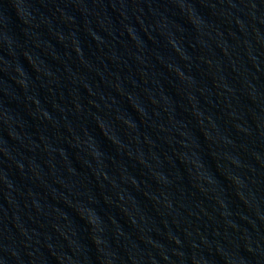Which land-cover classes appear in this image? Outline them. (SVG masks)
Segmentation results:
<instances>
[{"label": "water", "instance_id": "95a60500", "mask_svg": "<svg viewBox=\"0 0 264 264\" xmlns=\"http://www.w3.org/2000/svg\"><path fill=\"white\" fill-rule=\"evenodd\" d=\"M0 264H264V0H0Z\"/></svg>", "mask_w": 264, "mask_h": 264}]
</instances>
